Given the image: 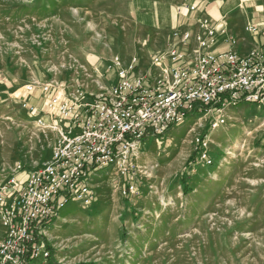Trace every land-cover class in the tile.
Listing matches in <instances>:
<instances>
[{"label": "rangeland", "instance_id": "1", "mask_svg": "<svg viewBox=\"0 0 264 264\" xmlns=\"http://www.w3.org/2000/svg\"><path fill=\"white\" fill-rule=\"evenodd\" d=\"M200 10L224 14L212 48L263 41L264 0H0V182L41 167L67 128L36 122L41 86L105 98L118 66L165 52ZM205 113L142 138L127 171L90 175L92 202L69 200L38 229L48 256L24 264H264V102Z\"/></svg>", "mask_w": 264, "mask_h": 264}, {"label": "built area", "instance_id": "2", "mask_svg": "<svg viewBox=\"0 0 264 264\" xmlns=\"http://www.w3.org/2000/svg\"><path fill=\"white\" fill-rule=\"evenodd\" d=\"M186 6L192 11L196 8ZM199 24L204 34L195 39L202 52L190 66L161 69L154 83H147L141 74L131 76L134 59L125 67H117L116 82L105 98H86L80 89L52 92L49 85L40 87L45 107L41 113L50 119L46 122L38 115L36 122L51 126L47 124L64 120L67 128L58 131L50 157L41 167L26 173L18 167L0 182V221L4 228L0 264H24L27 255L47 257L49 252L37 244L38 229L59 216L69 200L89 205L90 175L114 165L122 173L127 171L134 144L145 136L163 135L171 125L200 109L206 115L214 109L223 123L226 107L264 102V37L259 47L247 54L232 49L214 51V25L207 17ZM249 28L258 30L256 25ZM174 35L181 41L189 37L188 32ZM168 56L171 60L183 57L176 50L169 51ZM161 59L152 55V65L157 67ZM35 88L25 86L29 93ZM29 106L37 115V108ZM219 122L212 123V129ZM134 191L132 184L125 190Z\"/></svg>", "mask_w": 264, "mask_h": 264}, {"label": "crops", "instance_id": "3", "mask_svg": "<svg viewBox=\"0 0 264 264\" xmlns=\"http://www.w3.org/2000/svg\"><path fill=\"white\" fill-rule=\"evenodd\" d=\"M206 8V7H205ZM198 16L200 19L207 17L212 25H214L217 33L219 34L220 28H223V24L225 20L223 19L224 14L222 13H209L206 14L205 12L198 13ZM198 19V21L200 20ZM193 25H190L188 23L186 27V31L183 30L184 33H189V37L187 41H181L178 39L175 43H172L169 45V49H167L165 52H156L154 54H158L162 57L159 65L157 67H154L152 65L151 56L154 54L149 55V59H147V63L142 61L140 62L136 61L135 68L133 69L131 76H134L136 74H141L146 77L147 83L151 82L154 83L160 75L161 69H170L171 67L179 66V65H186L190 66L192 65V62L197 58V56L202 52V50L198 47L196 42V36L197 35H203L204 30L200 26V24L195 21L191 23ZM230 32H233L230 28ZM221 34V33H220ZM216 35V34H215ZM238 41L240 42L241 46H239ZM261 41L259 39H256L255 37H252L250 34H246L242 39H238L237 43H234L233 41H229L227 39L222 38L218 41L217 45L212 48L214 51H221V50H227L232 49L235 50L241 54H247L253 49H257L260 45ZM171 50H176L177 52L181 53L183 57L181 59L171 60V58L168 56V52ZM42 118L46 122H49V117L45 114V112H42ZM45 115V116H43ZM55 118L59 119L60 117L56 114ZM64 123H67L64 121Z\"/></svg>", "mask_w": 264, "mask_h": 264}, {"label": "bare ground", "instance_id": "4", "mask_svg": "<svg viewBox=\"0 0 264 264\" xmlns=\"http://www.w3.org/2000/svg\"><path fill=\"white\" fill-rule=\"evenodd\" d=\"M136 148H137V143L134 144V149H136ZM64 215H65V212L62 213V216H64Z\"/></svg>", "mask_w": 264, "mask_h": 264}, {"label": "trees", "instance_id": "5", "mask_svg": "<svg viewBox=\"0 0 264 264\" xmlns=\"http://www.w3.org/2000/svg\"><path fill=\"white\" fill-rule=\"evenodd\" d=\"M51 221H52V220H51ZM27 256H28V255H27ZM30 259H31V257H30ZM30 259H29V257H26V259H25V260H26V261H29Z\"/></svg>", "mask_w": 264, "mask_h": 264}]
</instances>
